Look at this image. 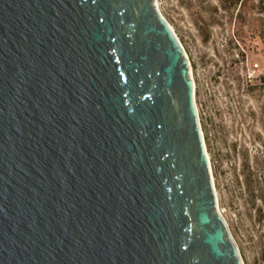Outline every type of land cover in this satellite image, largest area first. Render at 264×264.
Returning <instances> with one entry per match:
<instances>
[{
  "label": "water",
  "instance_id": "95a60500",
  "mask_svg": "<svg viewBox=\"0 0 264 264\" xmlns=\"http://www.w3.org/2000/svg\"><path fill=\"white\" fill-rule=\"evenodd\" d=\"M0 264H244L157 0H0Z\"/></svg>",
  "mask_w": 264,
  "mask_h": 264
},
{
  "label": "rangeland",
  "instance_id": "374dc122",
  "mask_svg": "<svg viewBox=\"0 0 264 264\" xmlns=\"http://www.w3.org/2000/svg\"><path fill=\"white\" fill-rule=\"evenodd\" d=\"M157 4L191 63L219 209L244 264H263L264 0Z\"/></svg>",
  "mask_w": 264,
  "mask_h": 264
},
{
  "label": "flooded vegetation",
  "instance_id": "af4514ba",
  "mask_svg": "<svg viewBox=\"0 0 264 264\" xmlns=\"http://www.w3.org/2000/svg\"><path fill=\"white\" fill-rule=\"evenodd\" d=\"M262 79H264V77H263ZM250 81H255V78H253V79H250ZM262 83H264V82H262Z\"/></svg>",
  "mask_w": 264,
  "mask_h": 264
},
{
  "label": "trees",
  "instance_id": "16d2710c",
  "mask_svg": "<svg viewBox=\"0 0 264 264\" xmlns=\"http://www.w3.org/2000/svg\"><path fill=\"white\" fill-rule=\"evenodd\" d=\"M262 255H263V264H264V251H263V254Z\"/></svg>",
  "mask_w": 264,
  "mask_h": 264
},
{
  "label": "bare ground",
  "instance_id": "6f19581e",
  "mask_svg": "<svg viewBox=\"0 0 264 264\" xmlns=\"http://www.w3.org/2000/svg\"><path fill=\"white\" fill-rule=\"evenodd\" d=\"M159 7V6H158ZM209 156V155H208ZM220 210V209H219ZM221 212V211H220Z\"/></svg>",
  "mask_w": 264,
  "mask_h": 264
}]
</instances>
